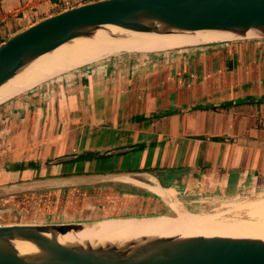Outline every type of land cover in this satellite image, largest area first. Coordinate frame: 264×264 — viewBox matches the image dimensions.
Returning a JSON list of instances; mask_svg holds the SVG:
<instances>
[{
  "label": "crops",
  "instance_id": "0c3cea01",
  "mask_svg": "<svg viewBox=\"0 0 264 264\" xmlns=\"http://www.w3.org/2000/svg\"><path fill=\"white\" fill-rule=\"evenodd\" d=\"M57 1L0 0V43L97 0ZM260 189L264 38L120 56L0 104V205L38 193L130 217Z\"/></svg>",
  "mask_w": 264,
  "mask_h": 264
},
{
  "label": "water",
  "instance_id": "95a60500",
  "mask_svg": "<svg viewBox=\"0 0 264 264\" xmlns=\"http://www.w3.org/2000/svg\"><path fill=\"white\" fill-rule=\"evenodd\" d=\"M109 27L153 35L229 34L211 43L264 38V0H98L79 5L0 43V86L77 39L115 36ZM93 224L0 225V264H264V239L258 238L175 235L97 245L58 241V236ZM15 242L29 243L35 251L20 253Z\"/></svg>",
  "mask_w": 264,
  "mask_h": 264
},
{
  "label": "bare ground",
  "instance_id": "6f19581e",
  "mask_svg": "<svg viewBox=\"0 0 264 264\" xmlns=\"http://www.w3.org/2000/svg\"><path fill=\"white\" fill-rule=\"evenodd\" d=\"M109 29L115 36L110 37L103 33H98L90 40L77 39L73 44L64 45L54 50L51 54L41 56L32 62L22 72L0 86V104L64 72L97 61L103 57L105 58L108 55L121 52L147 53L168 51L229 38V34L214 31L196 32L193 35H153L122 31L114 27H109ZM172 205L178 210L175 204ZM258 206L259 216L252 223L234 225L219 218L195 216L187 212L178 211L182 216L180 221L166 220L162 216L143 219H108L93 225L84 226L80 232H71L58 236V241L61 243L80 244L88 242L92 245L108 242L120 244L142 237H168L175 235L264 239V200ZM15 247L20 253L35 251L34 247L29 243L15 242Z\"/></svg>",
  "mask_w": 264,
  "mask_h": 264
},
{
  "label": "rangeland",
  "instance_id": "374dc122",
  "mask_svg": "<svg viewBox=\"0 0 264 264\" xmlns=\"http://www.w3.org/2000/svg\"><path fill=\"white\" fill-rule=\"evenodd\" d=\"M195 46H191V47H195ZM175 50L176 49L168 50V51H159V52H147V53L121 52L117 54H112L110 56L108 55L105 58L103 57L97 61L64 72L61 75L54 77L50 80H47L45 82H42L38 86L30 90H27L25 92H22L21 94H18L4 102L10 101L11 99L21 96L24 93L35 90L40 86H45L46 84L55 81L56 79H59L64 75L69 76L76 73H80L85 69H87V67H90L92 65H100L101 63L104 62L110 63L113 59H117L120 56L121 58L127 55L145 56V55H152L159 53H169ZM54 194L56 193L48 192L45 193L44 196L48 197L50 195L53 196ZM41 196H43V194L36 193L35 195L29 196L28 198H19L13 204L10 203L11 205L8 204L9 202H5L7 204L5 206L0 205V225L3 226V225H15V224L77 223V222H81L82 220H89L87 222L92 224L106 219H124V218L143 219L148 217H161V216L164 217V219L166 220L180 221L182 220V216L179 212H187L195 216H201V217H215L234 225L245 224L256 221V217L259 216L258 205L261 201L264 200V189H260L255 192H248V191L242 193L239 192L237 195L226 194L224 197L204 196V195L195 196L193 199L195 203L194 202L188 203L189 202L188 200L190 199L187 200L185 199L187 202L183 204L174 201L173 203L178 208V210L176 209V213L172 209L146 210L143 207L144 209L143 208L140 209L141 212L140 214H135L132 215L131 217H120L118 214H115L116 216L115 215L110 216L111 214L108 213L107 214L103 213L105 214L103 215L98 212H96L97 214L90 213L89 209L88 210L82 209L81 207L77 209V207L72 203H70L69 205H65L64 203L67 202V199H65V197L61 199V201L57 206V201H58L57 198H46Z\"/></svg>",
  "mask_w": 264,
  "mask_h": 264
},
{
  "label": "built area",
  "instance_id": "2783aa9c",
  "mask_svg": "<svg viewBox=\"0 0 264 264\" xmlns=\"http://www.w3.org/2000/svg\"><path fill=\"white\" fill-rule=\"evenodd\" d=\"M82 0H59L55 4L56 9H65L70 7L71 4H80ZM98 1V0H97Z\"/></svg>",
  "mask_w": 264,
  "mask_h": 264
},
{
  "label": "trees",
  "instance_id": "16d2710c",
  "mask_svg": "<svg viewBox=\"0 0 264 264\" xmlns=\"http://www.w3.org/2000/svg\"><path fill=\"white\" fill-rule=\"evenodd\" d=\"M131 217V216H130Z\"/></svg>",
  "mask_w": 264,
  "mask_h": 264
}]
</instances>
